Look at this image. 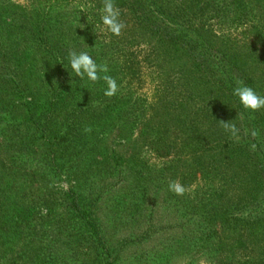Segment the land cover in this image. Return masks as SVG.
<instances>
[{"label": "trees", "instance_id": "trees-1", "mask_svg": "<svg viewBox=\"0 0 264 264\" xmlns=\"http://www.w3.org/2000/svg\"><path fill=\"white\" fill-rule=\"evenodd\" d=\"M15 2L0 0V72L7 76V64H17L12 71L17 78L9 77L22 86L15 85L13 96L27 93L29 99L23 97V117L7 123L21 125L12 128L37 148L39 175L96 176L98 162L85 171V164L79 166L81 150L91 149L81 139L91 140L92 125L134 130L157 158L188 165L179 175L182 184H204L194 224L198 241L215 253L210 263L264 264L261 254L254 261L249 253L247 260L241 255L246 241L252 243V236L257 243L264 228V109L246 112L232 96L237 80L264 95V7L244 0H115L125 27L114 36L100 26L103 0H31L26 7ZM231 24L244 29L241 39L229 36ZM72 51H87L107 66L106 74L117 81L116 94H104L103 80L75 78L68 67ZM32 64H43L48 79ZM144 70L157 74L151 102L137 95ZM39 94L46 96L40 101ZM6 107L17 109L8 102ZM59 112L63 122L54 117ZM79 121L87 124L83 132ZM225 123L236 126V136ZM19 155L9 158L6 170L22 160ZM78 156V166L67 164ZM98 203L75 183L51 211L83 229L96 260L114 264Z\"/></svg>", "mask_w": 264, "mask_h": 264}, {"label": "rangeland", "instance_id": "rangeland-1", "mask_svg": "<svg viewBox=\"0 0 264 264\" xmlns=\"http://www.w3.org/2000/svg\"><path fill=\"white\" fill-rule=\"evenodd\" d=\"M15 1L26 7L31 0ZM244 1L264 7L262 0ZM234 15L230 9L227 18ZM228 29L231 38L241 39L242 27L231 24ZM7 65L8 75L0 72V264H102L100 258L96 260L93 245L86 244L83 229L61 212L51 211L75 183L81 185L85 196L99 199L97 217L114 264H211L209 259L215 253L210 244L198 241L194 224V204L204 184H182L179 175L188 165L186 168L183 163L157 158L145 148L143 139L134 130L92 125L91 140L81 139L91 149L81 150L84 161L79 166L85 164V171L91 165L100 164V173L96 176L86 173L84 179L70 174L42 178L35 166L40 162L37 148L31 141L20 138L19 129L12 128L22 129L21 125L11 127L7 123L8 119L23 117V97L29 99L27 93L22 98L13 96L15 85L22 84L9 77L17 78L12 74L17 64ZM32 65L42 78L48 79L50 73L43 64ZM168 65L165 71L171 69ZM22 72L28 79L26 71ZM152 74L149 70L143 71V83L137 92L145 102H151L155 95L157 74ZM40 94L37 98L41 101L46 95ZM6 102L17 109L9 110ZM59 114L54 117L63 122L64 114ZM79 123H83L80 132L88 128L85 122ZM76 147H80L79 140ZM14 154H20L22 160L11 165L12 170L8 171V160ZM78 158L67 164L78 166ZM173 181H179L185 188L183 195L169 191L168 185ZM226 202L224 197L223 204ZM250 241H246L242 250V261L247 260L248 253L253 261L258 254L264 259V228L255 237L257 243H253L252 236Z\"/></svg>", "mask_w": 264, "mask_h": 264}, {"label": "clouds", "instance_id": "clouds-1", "mask_svg": "<svg viewBox=\"0 0 264 264\" xmlns=\"http://www.w3.org/2000/svg\"><path fill=\"white\" fill-rule=\"evenodd\" d=\"M100 26L114 36H119L125 25L120 20V10L115 0H103L100 10ZM84 28V25L82 24ZM68 67L74 73L75 78L87 79L95 83L103 80L106 88L104 94L113 96L116 94L118 85L117 81L110 75H107V66L98 64L97 61L87 51H72L68 54ZM232 96L235 103L246 112H255L264 109V95L259 94L253 87L248 86L244 81L237 80L236 86L232 90ZM233 136H236L238 129L235 125L225 123ZM253 136L256 132L252 133ZM238 138V137H237ZM170 192L176 195H183L185 188L179 181H173L168 185Z\"/></svg>", "mask_w": 264, "mask_h": 264}]
</instances>
